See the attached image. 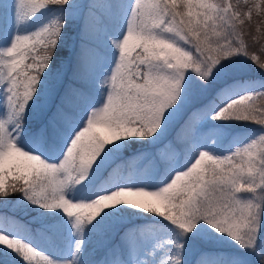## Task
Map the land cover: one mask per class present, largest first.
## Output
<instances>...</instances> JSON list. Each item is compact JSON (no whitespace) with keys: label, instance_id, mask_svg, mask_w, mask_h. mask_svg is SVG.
Segmentation results:
<instances>
[{"label":"snow or ice","instance_id":"1","mask_svg":"<svg viewBox=\"0 0 264 264\" xmlns=\"http://www.w3.org/2000/svg\"><path fill=\"white\" fill-rule=\"evenodd\" d=\"M0 264H264V0H0Z\"/></svg>","mask_w":264,"mask_h":264},{"label":"trees","instance_id":"2","mask_svg":"<svg viewBox=\"0 0 264 264\" xmlns=\"http://www.w3.org/2000/svg\"><path fill=\"white\" fill-rule=\"evenodd\" d=\"M254 20H255V18H254ZM251 78H253V79H257V80H259L260 78H261V73L259 72V71H256V72H250L249 74H248ZM257 103L259 104V103H261V101H259L258 99H257ZM251 127H253V128H257V127H259L258 125H251ZM22 219H24L25 221H27L28 220V217H23Z\"/></svg>","mask_w":264,"mask_h":264}]
</instances>
